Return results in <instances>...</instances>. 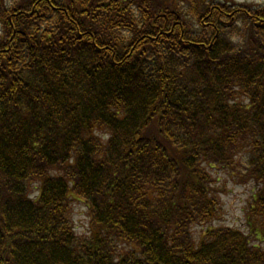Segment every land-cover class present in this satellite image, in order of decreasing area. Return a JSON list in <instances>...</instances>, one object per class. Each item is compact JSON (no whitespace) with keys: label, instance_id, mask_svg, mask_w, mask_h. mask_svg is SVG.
<instances>
[{"label":"trees","instance_id":"obj_1","mask_svg":"<svg viewBox=\"0 0 264 264\" xmlns=\"http://www.w3.org/2000/svg\"><path fill=\"white\" fill-rule=\"evenodd\" d=\"M0 28V264H264V0H0ZM226 171L245 230L195 238Z\"/></svg>","mask_w":264,"mask_h":264},{"label":"rangeland","instance_id":"obj_2","mask_svg":"<svg viewBox=\"0 0 264 264\" xmlns=\"http://www.w3.org/2000/svg\"><path fill=\"white\" fill-rule=\"evenodd\" d=\"M237 2H261L263 0H234ZM1 31V28H0ZM220 175V174H219ZM221 180L213 183L214 188L219 195V214L216 218L211 220V223L204 225L193 226V234L195 238L201 235V230L206 225H228L241 230H245V222L247 219L246 211L248 203L250 202V196L253 193L252 185L246 180H238L231 174L223 172L220 175ZM71 217L76 232H83L87 226V214L86 207L82 201L78 199L72 200ZM258 219L262 220L264 218Z\"/></svg>","mask_w":264,"mask_h":264}]
</instances>
